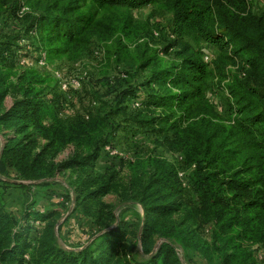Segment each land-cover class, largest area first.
Listing matches in <instances>:
<instances>
[{
  "label": "trees",
  "instance_id": "1",
  "mask_svg": "<svg viewBox=\"0 0 264 264\" xmlns=\"http://www.w3.org/2000/svg\"><path fill=\"white\" fill-rule=\"evenodd\" d=\"M6 3L2 14L9 19L25 8L27 23L19 36L25 43L17 48L37 52L39 59L76 58L97 37L106 39L99 43L104 58L120 60L119 50L133 43L130 10L148 5L171 13L174 39L204 40L219 55L210 68L200 48L184 43L169 62L144 54L137 67L150 71L139 86L130 83L127 72L118 85L102 78L117 113L172 142L193 171L180 176L172 162L154 158L147 177L135 173L129 200L142 214L134 212L132 220L116 215L103 200L116 190L114 167L97 169L109 154L105 146L115 149L117 132L124 128L111 119L112 111L62 120L63 99L47 92L55 89L52 77L31 68L12 74L0 66V264H179L178 249L216 264H260L264 14H254L249 0H0L1 7ZM0 45V54L11 57L12 48ZM232 66L238 71L229 73ZM212 75L228 95L227 119L208 98ZM130 107L135 109L128 113ZM70 145L74 154L56 160ZM66 170H76L78 177L68 184L62 205L73 202L72 213L78 211L91 225L79 243L61 238L66 219L59 223L60 209L40 210L32 199L34 188L59 184L57 177ZM11 189L24 194L21 207L11 208ZM203 225L208 240L198 234Z\"/></svg>",
  "mask_w": 264,
  "mask_h": 264
},
{
  "label": "rangeland",
  "instance_id": "2",
  "mask_svg": "<svg viewBox=\"0 0 264 264\" xmlns=\"http://www.w3.org/2000/svg\"><path fill=\"white\" fill-rule=\"evenodd\" d=\"M249 1L254 14H264V0ZM6 9H8L7 3L3 7L0 4V44L5 43V47L10 46L12 50L9 58L0 54V66L5 69L10 68L12 74L20 72L24 68H31L41 74L52 77L55 89L52 92H47L63 99V109L60 110L59 114L62 120L68 121L79 115L88 118L89 116L104 115L106 112L112 111L111 119L123 124L122 127L124 128L118 130L114 141V157L106 154L97 168L98 170H103L105 166L110 165L116 170L114 177L116 190L103 196L104 201L114 206L116 215L121 213L128 220H132V218H135L134 212L142 214V208L137 203L129 200L132 196L130 193L131 178L138 172H140L142 177H147L152 171L154 158H165L172 162L178 168L179 175L184 174L187 177L192 175V168L183 161L181 150L176 148L172 142L166 141L159 134L153 132L145 133L143 131L145 129L127 121V114L124 112L117 113L115 110L117 106H113L112 96L109 95V86L101 80L106 76L114 80L115 85H118L117 79L126 76L125 73L127 72L129 73L128 79L130 83L139 86L150 71L149 68L140 69L137 67L139 61L145 59L144 54L146 56L148 54H156L159 60L169 62L175 58V52L184 43H188L193 48H200L204 53L208 54L211 59L209 61L210 68H212L213 62L217 60L219 55L217 47L204 40L197 43L189 38L174 39V34L170 31L171 13L159 6L148 5L130 10L133 43L119 50L120 60L111 61L104 58V53L102 54L97 49L101 47L99 43L106 39L94 37L76 58L70 59L65 56L48 61L37 58V52L23 54L25 49L17 48L25 43V41L19 39V36L24 33L23 27L27 22L25 17L22 16V11L15 18L9 19L5 16L7 13L2 14V11ZM153 30L158 32L157 36L153 35ZM171 44H174V46L169 47L172 46ZM151 66L154 67L155 64ZM236 68L235 66L230 67L229 73L238 71ZM10 78L13 79L14 76ZM73 78L79 81L77 86L70 84ZM62 82L67 84L66 88L61 86ZM216 83L217 81L212 75L208 81V98L212 101L219 115L223 119H227L229 116V98L227 93L220 89L221 87ZM11 102L12 98L7 96L5 104L9 106ZM132 103L134 106L136 105L132 101L128 104L131 105ZM134 109L132 107L131 111L127 112H133ZM130 115L128 114V116ZM73 154L74 146L70 145L60 153L56 160L69 158ZM117 155L120 157L119 159H117ZM77 177L78 172L76 170H66L58 175L57 181L59 184L34 188L32 199L36 200V208L40 210L60 209L62 218L59 219V223H63L66 219L61 230V238L67 241H72V238H74L79 243L80 240L85 241L87 239L86 230H91V225L78 211L72 213L73 202H67L64 206L62 205L63 202H66L69 193L68 184L76 181ZM186 192L189 191L187 190ZM71 193L72 197H74V192ZM24 198V194L19 189H11L9 191L8 201L11 208L21 207ZM184 202L186 201L184 200ZM130 203L135 207V210L126 209V206L131 205ZM174 217L180 219L181 216L175 215ZM208 230V225H203L197 231L202 238L208 240ZM79 237L80 239L77 240ZM160 242L161 239H158L155 246ZM155 246L154 249L156 248ZM178 252L180 256L179 264H216L207 262L200 254L195 252L188 251L185 256L181 249ZM259 254H261V257H257L258 262L264 264V248Z\"/></svg>",
  "mask_w": 264,
  "mask_h": 264
},
{
  "label": "built area",
  "instance_id": "3",
  "mask_svg": "<svg viewBox=\"0 0 264 264\" xmlns=\"http://www.w3.org/2000/svg\"><path fill=\"white\" fill-rule=\"evenodd\" d=\"M24 10H25V8H22V10H21L22 12L21 13H23ZM153 35L154 36L155 35L157 36L158 35V32L156 30H153ZM97 50L101 51L102 54L104 53V49H102L101 47H99ZM203 58H204V60L206 62H209L211 60L210 57H209V55L206 54V53H204ZM41 59H44V56ZM23 61L25 62V60H23ZM70 84L73 85V86H77L79 84V81L77 79L73 78L72 79V82H70ZM61 86L63 88H66L67 87V84L65 82H62ZM136 105H138V104L136 103ZM105 150H107L109 152V154H111V155L112 154H115V150L113 148H111V146H109V145H106L105 146ZM180 176H182V174H180ZM178 251H179V249H178ZM259 257H261V254L259 255Z\"/></svg>",
  "mask_w": 264,
  "mask_h": 264
}]
</instances>
